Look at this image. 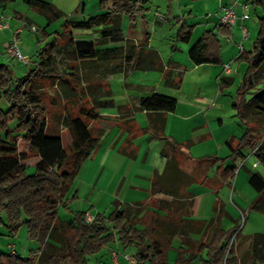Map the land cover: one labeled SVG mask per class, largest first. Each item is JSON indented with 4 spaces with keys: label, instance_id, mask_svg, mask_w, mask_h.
I'll use <instances>...</instances> for the list:
<instances>
[{
    "label": "trees",
    "instance_id": "1",
    "mask_svg": "<svg viewBox=\"0 0 264 264\" xmlns=\"http://www.w3.org/2000/svg\"><path fill=\"white\" fill-rule=\"evenodd\" d=\"M8 1L0 0V4ZM101 1L109 3L106 11L86 21L71 22V25L86 29L99 26L104 38L85 41L74 40L72 35L66 37L65 44L71 47L70 53L74 59L100 63L103 69L100 71L102 77L96 80L97 86L90 87L88 102L84 97L79 98L85 105L79 107L77 115L65 114L61 119L60 116L56 119L57 123L64 124L70 134L71 142L67 146L63 144L60 128L51 127L48 109L42 99L43 84L37 82L44 79L52 84L54 78H60L53 57L57 40L43 47L37 53V63L15 80L13 68L0 63V214H5L4 219L0 215V222L10 234L25 225L29 237L39 244L37 251H32L26 258L15 253L0 252V264H87L88 256L101 252L114 242L123 248L133 247L134 264H192L196 255H199L196 264H264V232L240 237L249 240V248L239 254L232 245L225 258L234 234L239 238L238 219L231 227L224 228L221 220L227 213L223 205L209 219L192 218L193 194L187 189L192 183L215 188L231 182L237 166H224V163L226 160L232 163L237 159L244 160L241 148L245 145L254 151V156L264 165V135L252 137L249 129L241 138L227 142L230 154L226 157L205 155L193 159L185 155L186 162H182L177 154L180 153L183 159L184 145L164 135L165 118L152 117L147 128L153 137L164 141L161 154L166 160L162 171H156L152 177L151 193H167L172 198L153 199L151 209L141 202L122 204L115 201L114 209L107 216L96 213L89 223L84 219L85 211L73 212L69 221L59 218V207H67L65 194L84 161L96 150L104 133L101 127L93 125L101 116L100 110L116 107L128 122L133 121L132 115L136 110L164 114L175 111L177 107L176 97L158 92L140 97L135 105L115 104L108 75L123 71L127 74L136 69H162L163 64L156 50L145 47L149 36L147 30L143 29L142 40L124 38L121 32V16L127 15L131 23L138 15L145 17L148 8L144 5L148 0ZM23 2L46 16L48 21L62 15V11L50 1ZM250 6L254 10L258 7L261 15L258 16V31L252 49L243 54L247 69L237 89L239 100L234 106L241 114L250 112L256 119V126L264 129V85L256 90L254 84L256 71L264 65V0H250ZM178 25L175 40L189 42L194 25L185 20ZM108 36L112 41L123 40V45L96 47V43L106 42ZM188 56L197 65L220 63L221 46L217 34L213 30L202 33L189 49ZM70 69L64 72L67 75L61 80L64 83L73 81V89L83 94L84 89L76 82L77 66L73 65ZM166 74V84H174L169 79V73ZM231 82L232 78L223 77L220 84L228 86ZM71 93L65 90L67 97ZM247 94L253 96L247 100ZM2 102L6 106H2ZM140 130L143 129L137 127V131ZM31 150L36 151L39 160L35 163V171L28 173L24 161ZM119 150L135 156V152L130 154L123 148ZM216 163L217 176L210 177L208 170ZM184 164H188L187 167L183 168ZM210 180L215 184L210 185ZM248 183L256 191L248 209L264 213V175L259 171H249ZM194 233L200 237L194 239ZM175 237L180 239V245L176 248L174 262L169 263L167 254Z\"/></svg>",
    "mask_w": 264,
    "mask_h": 264
},
{
    "label": "rangeland",
    "instance_id": "2",
    "mask_svg": "<svg viewBox=\"0 0 264 264\" xmlns=\"http://www.w3.org/2000/svg\"><path fill=\"white\" fill-rule=\"evenodd\" d=\"M47 1L52 2L62 11V15L59 18L48 21L46 16L36 9L28 6L23 2V0H9L5 4H0V14H3L6 17V22L9 25V28L0 29V63L9 64L13 68V78L15 80L16 78L22 76L29 67H33L35 63H37V53L43 47H45L48 43H52L57 40L53 57L55 60L54 65L57 71L56 73L61 74L59 76L60 78L59 80L54 78V82H52V84L49 83L48 80L44 79H39L37 82H42L43 84L41 89L43 92L42 99L48 109L51 127L56 126L57 128L58 126L60 128V132L66 143L67 140H71L70 134L62 122L57 123V117L60 116L61 119L65 114H70L71 116L77 115L79 107L85 105V103L82 102L83 100H80L79 98L84 97V99H86V103L88 102L90 99V87L94 88L97 86L96 80H99L102 77L100 71L103 70L100 63L84 62L74 59L72 56L73 54L70 53L71 47L65 44L70 35H72L74 40L85 41H97L104 38L101 30H99V26L93 27L92 29H86L73 27L71 22L86 21L90 17L104 12L108 9L109 3H102L101 0ZM213 2H215V0H148L146 5H144L148 8L145 10V17L138 15L135 21L131 23L127 15L123 14L121 16L120 26L122 33L126 36L129 31L140 33L139 31H143V29L147 30L149 34L151 33L154 36L153 46L158 48L156 50H158L160 54L166 58V60L168 59L166 55L170 49V45L173 42L178 43V45H181V50L177 51L176 60L184 66L190 63L188 55L184 50V45L187 43L177 42L174 38L179 25L177 24L174 29H171V26L167 23H175L177 15L182 16L180 21L185 20L188 24L195 26L194 29H196L192 35V41H195L197 40L200 32L199 25L203 23L204 19L207 17L206 13L210 11V14H214L213 9L215 4H213ZM171 9L173 11L172 14L170 13ZM256 10L258 14L256 13ZM249 13L250 18L244 21L251 32V36L244 42V46L247 50L252 48L256 39L258 30L257 20L258 16L261 15V11L258 7H256L255 10L253 7H250ZM164 17L166 18L165 20L162 19ZM160 23L162 24L161 26L159 25ZM154 24H157L155 31L153 30L154 28H152V25L154 26ZM29 25H34L37 31H31ZM16 28H21L18 45L23 55L26 59H28L27 64L17 60L6 52V46L11 39L12 30ZM6 37L8 38L7 40ZM106 40V42L96 43V47L111 48L123 45L124 43L123 40L112 41L109 36L106 37ZM4 42L7 43L3 45ZM73 65L77 66L76 75L78 76V80L76 82L79 87L84 89L83 94H79L75 89H73V81L64 83V81L61 80L65 78V75H67L64 72L71 71L72 69H70V67ZM232 67V74L235 76V82L230 86V89L232 91V95L235 96L238 79L241 72L245 70L246 64L241 63L238 74L234 68V64H232ZM158 75L159 72L158 74H149V72L144 73L142 70H133L127 74L123 71L108 75V82L112 92L111 97L116 105L125 102L129 99V96L142 91L144 87L143 85L149 84L152 80L155 81ZM177 75L178 74L174 77ZM184 75H186L185 82L182 84V77ZM180 79V89L175 88L174 85L168 86L163 82L160 86V91L157 92L174 96L180 101H184V94L194 89V76L189 71H184L180 74ZM254 81L256 85L255 89H260L261 86L258 85L264 83V65H261L256 71ZM164 87H166V89H163ZM65 90H70L72 92L71 95L67 97L65 95ZM164 91H167L168 93ZM226 99H229V95L226 96ZM1 105L6 106L5 102H2ZM228 109L229 111H221L224 120L222 124H219L217 119H215V123H213L212 126L214 135L212 134V140L205 144L210 145L212 149H214V153L218 152L222 155L228 151L227 147L224 149L223 146L222 150H224V152H222L218 149L213 140L231 132L232 130H245V125L241 120L242 118L235 115V110L231 106H229ZM213 113H215V110H213ZM208 118L209 117L207 116L206 120ZM261 134L264 135V131L258 132V135ZM105 142H107V140L104 138L103 144H105ZM154 143L156 144H152L153 146L150 145L151 151L147 159L144 158L145 151L143 154L141 152V155H139L137 159L127 156L128 158L124 163L115 156L105 155L101 158L97 155L95 158H92V154L84 161L70 187L67 194L68 206L73 210H80L83 206L86 207V210L93 213H96L97 210L99 213L107 216L114 209V202L119 201V196L122 198L124 196L123 191L122 193H119L118 197L113 192L119 183L124 186L128 185V183L132 180L142 182V178H136L134 170H136V172H141L143 167H148L150 164H153V162H158L157 159L153 157H155L154 153L159 154V142L155 141ZM202 146L203 145H196L194 147L196 150L192 149L193 154H202ZM212 149H210L209 152ZM242 151L245 155L249 152L247 148H242ZM37 158L38 156L35 151L31 150L28 158L24 161L28 163V173H33L35 171V162ZM255 159V157H250L247 160L245 167H240L242 162L241 159L237 161V173L232 180L229 193L228 189H226V208L230 214L236 217L239 221V228L237 229V232H239V238H236L233 244L239 254L249 248V240L242 239L240 237L253 235L257 232H264V213L248 209L249 203L256 195L255 190L248 183L249 171H259L262 175H264V165L261 163H258L255 167L252 165V162L256 161ZM102 167L104 168L101 170ZM142 171L146 172V170ZM142 173L143 172H141V174ZM123 176L125 177L123 178ZM91 204H93V206H91ZM65 208V206H62L59 210L61 218H67L69 215ZM0 215L2 219L5 218L4 213H1ZM228 221H231L230 218L224 217L223 224L227 225ZM38 245L37 241L29 237L28 230L25 225L20 226L16 233L10 234L3 222H0V252L10 254L13 247L15 248L14 250L17 255L22 258H26L32 251H37ZM133 251L134 250L130 249L128 252L133 254ZM109 258L110 253H108L106 249H103L97 254L88 256L87 264H106Z\"/></svg>",
    "mask_w": 264,
    "mask_h": 264
},
{
    "label": "crops",
    "instance_id": "3",
    "mask_svg": "<svg viewBox=\"0 0 264 264\" xmlns=\"http://www.w3.org/2000/svg\"><path fill=\"white\" fill-rule=\"evenodd\" d=\"M243 2H248L249 9H250L251 7L250 0H215V2H213V4H215V7L213 9L214 14H209L210 11H208L206 13L207 17L204 19V22L199 25L200 32L197 37V40L202 35V33H204L207 30H213L217 34V38L219 39L220 46H221V62L220 63H215V64L203 63V64L197 65V64H194L188 56L190 63L182 66V64L176 60V54H177V51L181 50V45H178V43H174V42L169 47L170 49L166 55L168 59L166 60V58L162 54H160L158 50H156L158 48L156 46H153L154 36L151 33L149 34L148 41L145 47L148 49H154L159 53L162 64H163V68L162 69H155V68L136 69V70H142L144 73L149 72V74H158L159 72V75L155 79V81L152 80V82H150L149 84L143 85L144 87L142 91L134 93L133 95L129 96L128 100L120 104H117V105H128V106L135 105L137 104L140 97L150 96L153 92L160 91L161 84L163 82L164 84H166V80L168 77L166 73H169V79L171 80L172 83H174L172 85H174L175 88L180 89V83H181L180 74L183 73L184 71L186 72L189 71L194 76V83H195L194 89L184 94L185 95L183 97L184 101L183 100L180 101L179 99H177V107L175 111L166 112L164 114H161L159 112L151 114L147 112L146 110H136L133 112V115H132L133 121L126 122V120L121 117L116 107H113L111 109L108 108V109L100 110L99 113L101 116L97 121L93 122V125H97L101 127L104 133L101 137V139L102 138L103 139L102 140L100 139L97 145V148L93 153L92 158L93 157L95 158L97 155L101 158L102 156L110 155V156L117 157L120 161L124 163L126 162V159L128 158L127 156H130V157L132 156L128 154H124V152L119 150L120 148H123L124 151L127 153L132 154L133 152H135V156H133L135 159H137L138 156L141 155V152L143 154V152L145 151L144 158L147 159L151 151L150 145L153 146L152 144H156L154 143L155 141L159 142L158 143L159 154L154 153L155 157H153V158H156L158 162H153V164H150L148 167H143L142 170H146V172L139 169L141 170V172H143L142 174L141 172H136V170H134V174L136 178L138 179L142 178L143 181L136 182L132 180L128 183V185H124V186L121 185V183H119L117 188L114 189L113 192L115 195H117V197L119 193H122L123 191V195H124L123 198L119 196V201L122 204L141 202L143 204H146L148 209H151L152 207L150 205V202L153 199L160 198L164 200H170L172 198V196L167 193H156V194L151 193L152 177L156 171L157 172L162 171V169L164 168L166 159L161 154V149L164 146V141L153 137L151 130L147 128L149 125L150 118L152 117L158 118V119L165 118L164 135L167 136L169 139H172L184 145V147L182 148L183 153H184V156L182 155L183 159L181 158L180 153L177 154V157L180 160H182V162L184 161L186 162L187 158H185V155H190V157H192L193 159H196L198 157L205 156V155H213V156H218L221 158L226 157L230 154V148L228 147V144H227V142L230 139L241 138L243 133L248 129L252 137L253 136L257 137V134L259 131L260 132L264 131V129L256 126L255 124L256 119H254L251 116L250 112L248 114L247 113L241 114L240 110L234 106V103L237 102V100H239V97L237 95V89L242 81L243 74L245 70L247 69V61L243 59V54L252 49L251 48L250 50H247L244 46V42L251 36V32L249 31L247 25L244 23L245 20H248L250 18L249 9L247 11V14L249 15L248 18L242 19L241 9L239 7L237 8L236 10L237 20L231 32H228L227 29H225L223 26L220 25L219 18L217 15V8L219 4L240 5ZM170 13L171 14L173 13L172 9ZM181 17L182 16L177 15V18L175 19V23L169 22L167 24L171 26L170 27L171 29H174L177 26V24H179ZM162 19L165 20L166 18L164 17ZM159 25L161 26L162 24L160 23ZM154 26L152 25V28H154L153 30L155 31L157 24L156 25L154 24ZM241 26H245L246 29L248 30V37L245 39L242 38ZM121 32H122V29H121ZM139 32L140 33L129 31L126 36H124L122 33V36L124 38H133L135 40H142L143 31L141 30ZM7 39L8 38L6 37V40ZM197 40L192 41V37H191L190 41L187 42L186 45H184L185 46L184 50L186 51L187 55H188L189 49L195 44ZM6 43L4 42L3 45H5ZM240 43L243 46L242 51H240L239 49ZM241 63H245L246 68L240 74V77L238 79V86L236 89V93H235V96H233L232 91L230 89V86L235 82V76H233L232 74L233 72L232 64H234V68L236 69V72L238 74ZM225 64L230 65V70L228 73L224 72ZM176 74L178 75L174 77ZM165 75H166V78H165ZM185 76L186 75L182 77L183 79L182 84H184L185 82ZM223 77L232 78L231 84L228 86H221L220 84L221 78ZM132 85L136 87L134 84ZM262 85H264V83L258 86L262 87ZM163 89H166V87H164ZM164 92L168 93L167 91H164ZM227 94L229 95L228 100L226 99V96H228ZM252 96L253 95L247 94L246 99L249 100ZM229 106H231L235 110V115L242 118L241 120L243 121L245 125V130L243 131L242 130H235V131L232 130L231 132L226 133L222 136H219L217 139L213 140V142H215V144L217 145L220 151L224 152V150H222V147L224 146V149L227 147L228 151L222 155L218 152L214 153V149H212L210 145H205V144L212 140V136L214 135L212 126H213V123H215L214 122L215 119H217V122L219 124H222L224 120H223V114L221 113V111H224V110L229 111L228 109ZM213 110H215V113H213ZM207 116L209 118L206 120ZM245 117H248V118H245ZM137 127L142 128L143 130L137 131ZM262 127H264V125H262ZM144 128H147V129H144ZM104 138L107 140L105 144H103ZM62 140L65 146L68 145L71 141V140H67L65 143L63 136H62ZM196 145H203L202 150H201L202 154H193L192 149H195L194 147ZM242 148H247L249 150L247 155H245V153L242 151ZM242 148H241V152L245 156V159L241 160L242 162L240 164V167H245L247 160L250 157H255V156H254L253 150L249 146L245 145ZM210 149L212 150L209 152ZM169 153L172 154V151H169ZM38 160H39V157L37 158L36 162ZM238 160L239 159L235 160L233 163L230 162V160H226L224 163V166L226 165L236 166ZM255 160L256 161L252 162V165L254 167L257 166V164L259 163L257 158ZM25 164L27 165L28 163L25 162ZM187 165L184 164L183 168L187 167ZM190 166L191 164H189V167ZM217 167H218V163L214 164L213 166L209 168L208 174L210 177L214 176L215 178L217 176V172H216ZM103 168L104 167H102L101 170ZM124 177L125 176H123V178ZM217 181L218 180L216 178L215 182ZM215 182H213L212 180L209 181L210 185L215 184ZM229 183L222 184L221 186H215V188H211L207 185H203L199 183L190 184L187 189L193 194V196L191 197V200H192L191 217L195 219H209L215 216L216 212H218L219 206L223 205V208L227 214L222 217L221 224L224 228L231 227L235 223L237 218L231 215L230 212L226 208L227 206L226 189H228V193H229L232 181ZM68 192L65 194V197H64V200H66V204H67V207L65 209L69 213L68 217L67 218L60 217L59 210L62 206H60L58 210L59 218L64 221L71 220L73 217V212L75 211H85V212L89 211V210H86V207H83V206L81 207L80 210H73L72 208H70L68 206V201H67ZM215 204H216V210H214ZM91 206H93V204H91ZM96 213H99V212L96 210ZM224 217H229L232 222L228 221L227 225L223 224ZM192 236L194 239H197L200 237V235L196 233L192 234ZM179 245H180V239L178 237H175L172 240V244H171L172 247L169 249L168 254H167V260L169 263L174 262L177 256L176 248ZM113 248L118 249L120 252H128L130 249L133 250V247L123 248L117 242L109 244L104 249H106L108 253H110L111 249ZM14 249L15 248L12 247L11 253L16 254V251ZM198 258H199V255H196V257H194L193 259L192 264H196L198 261ZM106 264H111L110 258L108 259V262H106ZM120 264H128V263L125 260L121 259Z\"/></svg>",
    "mask_w": 264,
    "mask_h": 264
},
{
    "label": "built area",
    "instance_id": "4",
    "mask_svg": "<svg viewBox=\"0 0 264 264\" xmlns=\"http://www.w3.org/2000/svg\"><path fill=\"white\" fill-rule=\"evenodd\" d=\"M241 9V18L246 19L248 18L247 11L249 9V3L248 2H243L240 5L232 4V5H225V4H219L217 8V15L219 18V23L221 26H223L225 29H227L229 32H231L233 26L236 24L237 20V14L236 10L237 8ZM210 14V13H209ZM9 28L8 23L6 22V17L3 14H0V29H5ZM29 28L31 31L36 32L37 29L34 25H29ZM21 33V28H16L12 30L11 33V39L9 40V43L6 46V52L16 58L19 61L24 62L25 64L28 63V59L23 55V53L20 50V47L18 45V38L19 34ZM241 34L242 38L245 39L248 37V30L246 29L245 26H241ZM239 49L240 51L243 50V46L240 43L239 44ZM230 70V65L225 64L224 65V72L228 73ZM254 152V151H253ZM96 213H93L91 211H86L84 215V219L86 222H91L95 218ZM236 234L232 237L229 246L226 251L225 258L227 256V253L230 249V247L234 244V240L236 239ZM110 259H111V264H120V260L123 259L125 260L128 264H134L135 263V258L134 256L129 253V252H120L118 249H111L110 251Z\"/></svg>",
    "mask_w": 264,
    "mask_h": 264
}]
</instances>
